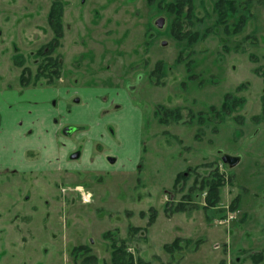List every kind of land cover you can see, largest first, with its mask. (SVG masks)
<instances>
[{
    "label": "rangeland",
    "instance_id": "rangeland-1",
    "mask_svg": "<svg viewBox=\"0 0 264 264\" xmlns=\"http://www.w3.org/2000/svg\"><path fill=\"white\" fill-rule=\"evenodd\" d=\"M53 1L0 0V264H111L104 233L128 238L131 225L145 231L129 252L151 264H184L179 255L202 238L199 248L217 243L218 264H254L250 255L264 253V0H237L228 28L216 23V0H192L190 46L171 36L165 0H61V76L52 91L21 87V69L36 71L33 54L53 36ZM226 93L241 104L223 113ZM174 108L179 119L163 114ZM60 162L76 167L55 170ZM214 173L224 181L205 207L199 181ZM181 200L210 225L166 215Z\"/></svg>",
    "mask_w": 264,
    "mask_h": 264
},
{
    "label": "trees",
    "instance_id": "trees-1",
    "mask_svg": "<svg viewBox=\"0 0 264 264\" xmlns=\"http://www.w3.org/2000/svg\"><path fill=\"white\" fill-rule=\"evenodd\" d=\"M240 2L237 0H216L214 3V10L217 12V19L216 23H222L225 26H227V20L228 18L234 13L238 12V6ZM160 7L164 8L166 13L168 15H172V19L170 21V34L172 37H174L177 40H181L186 38L187 39V45L190 46L192 43H194L199 36L197 33L189 30H184V25L190 21L191 17L194 15V5L192 0H170V1H163L159 5ZM63 10H64V4L61 0H54L51 3V6L49 10L47 11V21L52 29L53 36L52 38L45 44L41 45L33 54L34 58L38 60V65L36 68V71L34 73L30 72V69L25 66L21 69L20 75H19V81L21 84V87H30V86H53L55 85V82L57 79L60 78L62 73V62L59 59L57 55H53V52H55L56 48L60 44V39L63 36ZM242 19H239L238 22L234 24L233 31L238 30ZM228 28V26H227ZM183 50L180 49L179 53L177 55L176 61L177 62H183ZM23 55L17 54L14 56V60L16 63H21ZM18 59V61H17ZM185 64L189 65V62L187 61ZM161 67L157 66L154 68V70L151 72L152 75L155 73H160ZM241 104L240 99L233 96L232 94L226 93L224 95L223 102L220 106V111L228 112L233 107L238 106V104ZM212 112L214 110L212 109ZM216 113V112H214ZM165 115H170L172 118L179 119L180 117V109L174 108V109H165L163 112ZM210 176V175H209ZM187 175L185 173H180L176 179H175V186L180 184V180L185 178ZM223 177L222 175H219L218 173H214L212 176L207 178H202L201 181H199L198 189H207V197H206V206H215V204L218 202V191L220 186L223 184ZM181 186H179L180 188ZM190 188V190H192ZM195 189V188H194ZM193 189V190H194ZM186 202L180 201L177 204H175L173 207H170L171 203H168L167 206L164 208V211L166 215H170L173 212L176 211H182L184 210L186 206ZM151 215L149 219V223H153L156 211L155 209H150ZM141 216H144V212H140ZM145 231L144 228L140 226H130L129 227V237L128 238H121L113 233L112 231H106L103 235L105 238H110V252H111V264H151L149 260H145L142 257H134L129 252L130 247V239L131 236H133L137 232ZM177 239H175L172 244H176ZM171 245V246H173ZM171 246H167L168 248ZM75 250H82V251H89V247H86L84 245H80ZM85 260H91V258H94L92 256L85 257ZM251 260L254 262V264H264V253L262 251H258L255 253H252L250 255ZM222 264V263H221Z\"/></svg>",
    "mask_w": 264,
    "mask_h": 264
},
{
    "label": "crops",
    "instance_id": "crops-1",
    "mask_svg": "<svg viewBox=\"0 0 264 264\" xmlns=\"http://www.w3.org/2000/svg\"><path fill=\"white\" fill-rule=\"evenodd\" d=\"M42 88H44V89H46V90H51L52 91V89L50 88V86H42ZM55 90V89H54ZM44 93V92H43ZM65 123H67V122H65ZM70 124H74V125H76V127L77 126H80V124L78 123V122H69ZM78 128H76V130H77ZM75 130V131H76ZM79 155H80V153H76L75 154V157H79ZM72 167L73 168H75L76 166H70V167H66L65 165H62V163L60 162L59 163V165H58V167H56L55 168V170H58L59 168H64V169H72ZM89 168H92V166L90 165V167H89V165H84L81 169L82 170H88ZM104 167H101V168H99L100 170H95V168H94V170L95 171H98V172H102L104 169H103ZM110 172V171H109ZM188 207V206H187ZM189 207H190V205H189ZM209 207H211V206H209ZM188 211V215H187V218L188 219H190L189 220V223H191V224H194V225H199V226H203L204 227V225L205 224H209L210 225V220H208V219H206V218H208V217H206L205 216V218L203 219V221L201 220L200 222H195V220H193V209L192 210H185V211H180V212H178V213H181V214H184L185 212H187ZM192 213V214H191ZM205 214V213H204ZM169 219V218H168ZM179 229H182V227H180ZM176 236L177 237H182L181 236V234L180 235H178V234H176ZM204 237H207V235H204ZM182 239V238H181ZM180 239V240H181ZM206 239V238H205ZM203 241H204V238H202V240H201V243H199V244H197V246L192 250V251H194V253L193 254H191V253H182V254H180L179 255V257H178V261H181V260H183V261H185L184 262V264H198V263H192V261H193V259H191L192 257H194V256H196V257H199V259H201L202 260V264H218V262H216V260H217V257L218 256H222V253H220V251H218V248H217V243H214V246H213V249H208V250H205V249H202V248H199L200 247V245L201 246H203L202 244H203ZM176 248L177 249H180L181 248V246H180V244H177V246H176ZM199 252V255H197L196 253H198ZM211 257L212 256V263L210 262V261H208V260H206V257ZM180 258V259H179ZM220 264V263H219Z\"/></svg>",
    "mask_w": 264,
    "mask_h": 264
},
{
    "label": "water",
    "instance_id": "water-1",
    "mask_svg": "<svg viewBox=\"0 0 264 264\" xmlns=\"http://www.w3.org/2000/svg\"><path fill=\"white\" fill-rule=\"evenodd\" d=\"M155 24L157 25V27L161 28L164 26V17H158L156 20H155ZM163 44H165V42H163ZM76 126H73V125H67L65 126L63 129H62V133L66 136H69L71 135L75 130H76ZM222 160L224 162H229L231 163L232 165H235L237 163L236 159L234 157H231V156H223L222 157Z\"/></svg>",
    "mask_w": 264,
    "mask_h": 264
},
{
    "label": "built area",
    "instance_id": "built-area-1",
    "mask_svg": "<svg viewBox=\"0 0 264 264\" xmlns=\"http://www.w3.org/2000/svg\"><path fill=\"white\" fill-rule=\"evenodd\" d=\"M88 194V193H87ZM86 193H84V192H82V199H83V201H89V196H90V194H88L87 195Z\"/></svg>",
    "mask_w": 264,
    "mask_h": 264
}]
</instances>
